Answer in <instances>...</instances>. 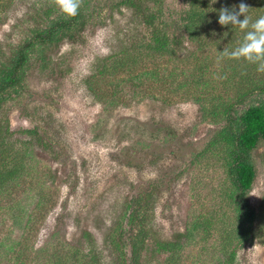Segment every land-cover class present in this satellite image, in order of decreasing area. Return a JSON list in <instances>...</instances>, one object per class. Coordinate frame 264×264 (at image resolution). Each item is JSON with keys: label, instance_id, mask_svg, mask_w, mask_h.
<instances>
[{"label": "rangeland", "instance_id": "obj_1", "mask_svg": "<svg viewBox=\"0 0 264 264\" xmlns=\"http://www.w3.org/2000/svg\"><path fill=\"white\" fill-rule=\"evenodd\" d=\"M138 3L140 13L83 0L84 28L31 48L18 86L0 96V179L11 177L0 184V264H89L91 245L100 264H122L107 239L118 223L125 264L134 252L138 264H227L233 251L234 264H264V142L252 154L257 220L245 242L233 148L217 140L247 81L217 63L230 49L217 26L188 39L190 0ZM159 11L183 42L173 54L149 48L144 16ZM61 15L54 0H17L0 24V65Z\"/></svg>", "mask_w": 264, "mask_h": 264}, {"label": "trees", "instance_id": "obj_2", "mask_svg": "<svg viewBox=\"0 0 264 264\" xmlns=\"http://www.w3.org/2000/svg\"><path fill=\"white\" fill-rule=\"evenodd\" d=\"M17 0H0V24H2L12 10ZM250 7L249 15L253 19L264 15V0H243ZM125 3L141 12L138 0H125ZM231 2H220L215 5V0H190V6L184 20L182 28L192 42H200L201 39L208 38L210 31L215 30L216 26L221 30L222 39L228 42V47L234 49L242 41L245 33L238 27L231 25L221 26L218 22V10L222 6L231 7ZM146 24L153 29V42L149 48L153 52L163 54L174 53V46H178L180 41L178 37H171L161 29V14L158 13L146 14L144 16ZM243 19V17H241ZM158 23V24H157ZM85 26V21L82 20L80 9L74 17L59 16L49 24V27L35 30V34L31 39H28L19 48L14 57L9 61V65L2 63L0 65V96L8 90L18 86L20 82V73L28 63L30 49L36 44L46 45L54 41L60 40L70 34L78 33ZM223 30V31H222ZM71 35L70 38H74ZM228 48V50H230ZM228 64H231L235 69L236 76L240 80L247 81V89H240L239 100L226 108L227 126L217 135V140L229 145L231 151V168L230 178L232 185L236 189L237 202L239 204V218L247 223V238L245 242L252 240L253 228L257 220L256 209L248 200L257 178V168L252 159V154L255 152L261 143L264 142V73L256 71V65L248 64L243 60L226 59ZM43 69H49L50 59L44 60ZM239 93V92H238ZM1 98V97H0ZM1 100V99H0ZM241 102L245 106L241 111L236 110L240 107ZM230 113L238 114L231 117ZM10 175L0 179V184L10 179ZM141 208V206H140ZM129 214V213H128ZM131 222H136L134 216L129 215ZM125 219V218H124ZM131 223V224H132ZM89 236V237H88ZM250 236V237H249ZM87 238L91 236L87 234ZM108 242L114 246V250L119 252L122 264H125V236L124 226L118 223L108 236ZM135 245V244H134ZM164 250L175 251L178 248L177 242L161 243ZM89 254L93 256L94 261L89 264H100L97 260L98 255L93 246H90ZM136 258L139 257L134 252L132 257L133 264H138ZM236 253L233 251L228 256L227 264H234Z\"/></svg>", "mask_w": 264, "mask_h": 264}, {"label": "clouds", "instance_id": "obj_3", "mask_svg": "<svg viewBox=\"0 0 264 264\" xmlns=\"http://www.w3.org/2000/svg\"><path fill=\"white\" fill-rule=\"evenodd\" d=\"M54 3L61 13L74 17L78 14L83 0H54ZM249 11L250 7L243 0L231 7L222 6L219 10L218 22L221 26L238 27L245 35L234 49L225 48L217 57V63L225 58L243 60L256 65L257 72L264 73V15L253 19Z\"/></svg>", "mask_w": 264, "mask_h": 264}]
</instances>
